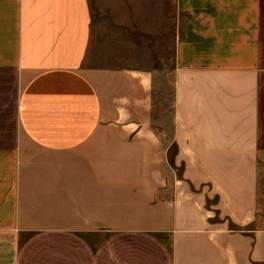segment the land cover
Segmentation results:
<instances>
[{
    "label": "crops",
    "instance_id": "0c3cea01",
    "mask_svg": "<svg viewBox=\"0 0 264 264\" xmlns=\"http://www.w3.org/2000/svg\"><path fill=\"white\" fill-rule=\"evenodd\" d=\"M261 3L174 0L166 143L149 70L85 64L165 5L0 0V264H264Z\"/></svg>",
    "mask_w": 264,
    "mask_h": 264
},
{
    "label": "rangeland",
    "instance_id": "374dc122",
    "mask_svg": "<svg viewBox=\"0 0 264 264\" xmlns=\"http://www.w3.org/2000/svg\"><path fill=\"white\" fill-rule=\"evenodd\" d=\"M150 1L151 0H89L93 9L95 22L100 20L114 21L116 18H119L117 17L115 5L126 4L129 6L131 12L133 8L131 5L141 2L149 3ZM156 1H160L161 5H165L167 10L166 18L161 21L160 27H157L156 33L152 34L147 28L140 26L134 29H128L129 35L134 39L93 38L90 41L85 64L88 66L95 64L100 65L105 62L109 66H133L149 70L153 75L154 128L163 137L166 143H170L173 130L174 53L178 40L174 38L182 30L185 16L175 13L174 0ZM261 5V49L264 66V0H262ZM116 27L117 25L113 24L111 29L115 31ZM260 108V196L262 213L264 214V77Z\"/></svg>",
    "mask_w": 264,
    "mask_h": 264
},
{
    "label": "trees",
    "instance_id": "16d2710c",
    "mask_svg": "<svg viewBox=\"0 0 264 264\" xmlns=\"http://www.w3.org/2000/svg\"><path fill=\"white\" fill-rule=\"evenodd\" d=\"M174 153H175V151L173 150H171V151H169V158H172L173 157V155H174Z\"/></svg>",
    "mask_w": 264,
    "mask_h": 264
}]
</instances>
